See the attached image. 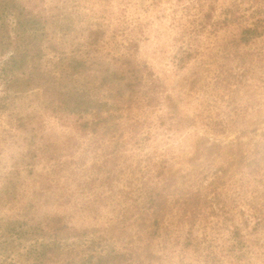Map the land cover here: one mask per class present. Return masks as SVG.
<instances>
[{
  "label": "trees",
  "instance_id": "1",
  "mask_svg": "<svg viewBox=\"0 0 264 264\" xmlns=\"http://www.w3.org/2000/svg\"><path fill=\"white\" fill-rule=\"evenodd\" d=\"M100 1L107 12L111 11L114 0ZM116 1L127 8L131 4L139 7L145 0L140 3L137 0ZM184 1L187 3H183ZM48 2V0H0V120L15 105L16 100L21 98L20 96L33 93H37L38 98L41 94V105H44V108H51L58 115L67 114L70 119L75 118L73 128L79 135L90 137V147L93 149L89 153L93 154L94 159L92 168H98L99 172L104 174L101 185L110 189V194L103 196L101 201L106 207L113 206L114 211L117 210L120 214L116 220L118 225H111L110 228L115 230L121 225L122 230L120 233L114 232L106 246L104 243L107 240L103 242L87 238L88 230L77 232L61 217L45 218L30 229H24L17 220L8 221L3 227L6 233L14 235L16 240L35 239V246L28 251L30 259L28 264L158 263L163 257L156 255L152 249L154 241L161 237L165 238L160 251L166 254V260L171 262L168 255L173 254V250L170 245L174 246L177 240L176 237L172 239L168 225L169 216L176 211L173 216L177 217L180 223L177 234L185 225L192 228L185 238L187 243L183 245L184 249L192 246L195 253H199L198 257L203 255L205 249L201 251V247L208 239L207 237L199 239L194 235L193 228H196L197 224L208 223L211 215H218L212 208L213 201L210 202L208 198L211 191L203 193L200 184L195 189L175 188V191H171L172 186L165 185V181L169 180L165 176L160 183L155 184L145 181L136 186L126 180L122 189L113 184L114 181L123 180L125 168H135L127 156L129 154L127 147L133 141V137L127 139L123 134L124 112L131 110L128 109L131 105L142 110L163 99L162 86L154 78L147 64L140 63L134 58V49L139 42L138 34L143 31L141 25H136L139 19H135L134 16L128 18V11H122V16L117 19L123 27L120 28V25L114 29V33H111V22L90 24L85 28L84 42L74 44V50L70 43L69 54L64 38L69 34L70 40L74 37L72 33L76 31L75 24L82 19L77 11L80 5L76 0H70L69 16V13L63 10L65 5L62 1L60 2L62 5L50 8ZM160 2L161 0H150L152 6ZM178 3L182 4L178 10H182L183 16H175L178 10H174L171 24L173 29L180 31L175 38L179 43L174 57L176 65L184 66L191 59L199 58L200 63L205 66L206 57L214 63L226 61V66L234 59L244 61L245 65L248 58L250 66L260 65L259 68L264 70V0H178ZM192 11L196 14L186 27L183 19L193 15ZM119 32L122 41H117L112 47V56L103 54L109 45L108 33L114 39ZM221 32L225 34L220 35ZM205 33L208 35L203 37ZM48 52L54 54L49 60L45 59ZM254 57L256 62L253 60ZM69 78L70 82H75L71 83L72 87L64 83ZM166 99L170 102L171 108L176 107L172 100L168 97ZM142 112L146 119H151L149 112L146 110ZM143 115L135 117L132 124L135 131L146 124V121H142ZM38 122L37 110H34L31 114L16 116L14 122H8L6 126L5 122L0 124L2 130L0 131L11 137L15 135L10 134L12 130H7L6 127L11 126L13 130L21 132L27 131L28 145L36 147L32 153L33 160H44L50 153V146L37 147V141L44 139L41 123ZM72 141L70 139V149L76 148ZM243 148L242 143H231L224 148L217 143L208 144L207 141V144H203L197 140L196 153L191 162L203 161L205 166L199 164L198 168L204 169L212 168L215 156L228 158L230 164L227 168H247V174L255 176L256 179L259 176L256 182L264 186V171L262 172L264 141L256 142L252 150L245 152ZM153 159H149L151 162L145 168H168V161L164 158ZM22 161L25 163L24 159ZM32 165L28 163L27 167ZM115 168H120V175ZM131 174H134V171ZM142 176L146 180L152 177L146 173ZM221 179L223 178L218 177V181ZM7 182L12 183L10 180ZM238 187L242 189L243 183L240 182ZM6 188L9 191L8 186ZM173 192L180 194L171 198ZM129 201H133L134 204H127ZM218 203L216 204L218 211L222 214L228 213L223 205L219 206ZM87 207L95 208L94 204ZM258 213L261 214L258 222L261 226L264 222V210L258 209ZM231 218L233 221L234 217ZM231 227L232 229H228L229 245L227 248L221 247V252L224 255L226 250L225 252H228L235 262L240 261L245 255L244 248L251 246L235 222ZM128 229L133 233L127 234ZM215 229L219 231L218 228ZM212 240L215 241V238ZM2 244L6 245L7 249L14 241H5ZM206 251L209 253L204 257L209 263V259H213L215 254L212 250ZM222 257L225 258V255ZM187 258L185 255L181 260ZM6 264L22 263L11 261Z\"/></svg>",
  "mask_w": 264,
  "mask_h": 264
},
{
  "label": "rangeland",
  "instance_id": "2",
  "mask_svg": "<svg viewBox=\"0 0 264 264\" xmlns=\"http://www.w3.org/2000/svg\"><path fill=\"white\" fill-rule=\"evenodd\" d=\"M48 1V8L62 5L60 3L62 1L65 5L64 12L69 13L70 16V0ZM76 1L80 5L77 11L82 19L75 24L76 31L72 33L74 37L70 40L69 34L64 38L67 43L66 51L69 54L70 43L74 50V44L84 42L87 26L111 22L112 31H110L114 33V29L120 25V28L123 27L117 18L122 16V11H128L127 17L134 16L135 19H139L136 25H141L143 30L138 34L139 42L134 49V58L140 63L147 64L154 78L162 86L163 99L149 108L142 109L150 113L151 119H146L142 110L135 105H131L128 108L131 110L123 114V134L127 139L133 137V141L127 147L129 152L127 156L135 168H125L123 180L114 181V186L122 189L126 180L136 186L145 181L155 184L160 183L164 176L169 178L167 182L165 181V185L170 184L171 191H175V188L195 189L200 184L203 193L211 191L208 198L210 202L213 201L212 208L218 213L211 215L208 223L197 224L196 228H193L194 235L199 239L205 237L208 239L201 247V251L205 249V252L198 257L199 253H195L194 247L184 249L183 245L187 243L185 238L192 228L190 225H185L177 234L180 223L177 217L173 216L176 214L175 211L169 216L170 225H168L172 239L176 237L177 240L174 246L170 245L173 254H167L171 262L166 260V254L160 251L165 238L161 237L154 241L152 250L163 259L153 264L214 262L264 264V222L261 226L258 224L261 216L258 209L264 210V186L256 182L259 176L256 179L255 176L248 175L247 168H227L230 162L228 158L221 156L213 158L212 168H198L199 164L205 166L200 160L191 162L196 153L197 140L202 141L203 144H207V141L208 144L217 143L224 148L231 143H242L245 152L252 150L256 142L264 141V70L259 68L260 65L250 66L248 58L245 60V65L244 61L234 59L226 66V61L220 60L214 63L208 57L205 59L207 63L205 66L200 63L199 58L191 59L184 66L176 65L174 57L179 43L175 38L180 31L173 29L171 24L173 11L182 7L178 0H161L156 6H152L150 0H145L139 7L131 4L127 8L114 0L109 12L100 0ZM137 1L140 3L142 0ZM192 12L193 15L183 19L186 27L196 14L195 11ZM182 13V10H178L175 16H183ZM123 14L126 15L124 12ZM224 34L225 32H221L220 35ZM207 35L208 33H205L203 37ZM107 41L109 45L103 54H110L111 57L114 44L122 41L121 33L119 32L114 39L108 33ZM57 42L59 43L60 39ZM47 54L45 58L47 60L54 56L53 53ZM253 60L256 62L255 57ZM250 68L254 69L250 70ZM64 83L72 87L71 83L75 82H70L69 78ZM37 95L33 93L20 96L21 98L16 100L15 105L0 120V124L5 122L6 126L8 122L13 123L16 116L22 117L37 110L44 138L43 141H37V147L50 146V153L44 160H33L32 153L36 147L28 145L27 131L21 132L13 130L11 126L6 127L7 130H12L10 134L15 135L11 137L1 133L0 129V264L11 261L28 264L30 262L28 251L35 246V239L16 240L14 235L6 233L3 227L8 221L17 220L24 229H30L36 227L45 218L61 217L77 232L88 230L87 238H95L96 241L103 240V242L107 240L104 246L110 242L114 232L120 233L122 230L121 225L115 230L110 228L111 225H118L116 220L120 214L117 210L114 211L113 206L106 207L101 201L103 196L110 194V189L101 185L104 174L100 173L98 168H92L94 159L93 154L89 153L93 149L90 147V137L79 135L73 128L75 118L70 119L67 114L58 115L55 110L44 108V105H41V94L40 98ZM166 97L173 101L175 108L170 107ZM137 115H143L142 121H146V124L135 131L132 124ZM70 139L76 144V148L70 149ZM153 158L159 160L164 158L168 161V168H145ZM79 162L82 165L78 164ZM28 163L33 165L27 167ZM115 169L119 174L120 168ZM132 171L134 174H131ZM143 173L147 176L151 175V180H146L142 176ZM218 177L223 179L218 181ZM7 180L12 183L8 184ZM240 182L244 185L242 189L238 187ZM211 184L213 186H210ZM180 192H173L171 198L176 197ZM216 200L228 213L222 214L218 211ZM92 204L95 206L94 209L87 207ZM127 204L134 203L129 201ZM231 217H234L233 221ZM233 222L240 228L248 245L251 246L244 248L245 255L240 261L235 262L232 256L225 252L226 250L225 258L222 257L224 255L221 252V247L227 248L229 245L228 229H232ZM131 233H133L131 229H128L127 234ZM213 238L215 241L212 240ZM5 241H14V244L5 249L6 245L2 244ZM207 249L215 254L211 255L214 261L209 259V263L204 257L209 253ZM181 254L188 258L181 260Z\"/></svg>",
  "mask_w": 264,
  "mask_h": 264
}]
</instances>
